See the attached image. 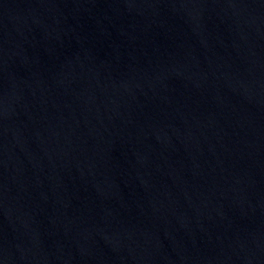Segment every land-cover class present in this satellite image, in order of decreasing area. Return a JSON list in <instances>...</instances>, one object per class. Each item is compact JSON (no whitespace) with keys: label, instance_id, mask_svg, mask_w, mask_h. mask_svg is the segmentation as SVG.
<instances>
[{"label":"water","instance_id":"water-1","mask_svg":"<svg viewBox=\"0 0 264 264\" xmlns=\"http://www.w3.org/2000/svg\"><path fill=\"white\" fill-rule=\"evenodd\" d=\"M0 264H264V0H0Z\"/></svg>","mask_w":264,"mask_h":264}]
</instances>
